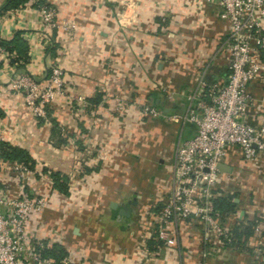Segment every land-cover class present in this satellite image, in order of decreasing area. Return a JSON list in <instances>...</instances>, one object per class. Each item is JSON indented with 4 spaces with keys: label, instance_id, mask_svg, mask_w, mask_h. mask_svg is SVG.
<instances>
[{
    "label": "crops",
    "instance_id": "obj_1",
    "mask_svg": "<svg viewBox=\"0 0 264 264\" xmlns=\"http://www.w3.org/2000/svg\"><path fill=\"white\" fill-rule=\"evenodd\" d=\"M7 1L0 0V42L17 33L22 46L18 54L5 50L0 61V143L24 150L33 162L31 181L19 187L47 197L28 219L32 237L44 244L56 238L82 264L206 260L195 212L170 224L173 246H164L155 228L175 186L174 148L193 137L195 126L138 110L147 104L163 116L184 115L191 108L187 96L202 91L206 100L207 87L225 82L228 24L215 1L41 0L55 10L50 32L36 7L3 9ZM52 61L62 69L64 96L45 106L41 118L24 107L10 81L26 74L43 83ZM248 91L257 105L248 107L244 121L264 126V81L250 83ZM228 152L225 174L237 175L238 183L234 191L222 183V194H235L236 207L216 221L229 230L247 222L254 228L244 253L207 262L260 264L251 248L264 241V155L243 166L236 150ZM50 173L66 179L67 195L52 189ZM8 183L13 180L2 187ZM122 208L125 215L117 212Z\"/></svg>",
    "mask_w": 264,
    "mask_h": 264
},
{
    "label": "built area",
    "instance_id": "obj_2",
    "mask_svg": "<svg viewBox=\"0 0 264 264\" xmlns=\"http://www.w3.org/2000/svg\"><path fill=\"white\" fill-rule=\"evenodd\" d=\"M214 1L219 8V19L228 24L225 82L207 87L206 100L202 91L187 96L191 108L186 109L184 115L163 116L147 104L139 108V113L146 117L165 118L174 123L189 122L195 126L193 137L174 148L171 169L175 186L169 191L155 221L157 239L167 247L175 243L169 233L170 224L178 219L186 220L194 212L203 224L204 242L220 240L221 244H228L230 230L217 223L219 215L214 210L213 200L224 191L222 183L226 189H232L237 175H226L217 165L224 164L229 149L237 151L242 165L264 155V126H251L244 121L248 107L257 105L248 85L264 81V0ZM25 5L37 8L40 22L48 32L56 27L53 7L41 0H26ZM6 58L7 53L0 46V61ZM10 82L24 107L37 117L43 118L44 107L64 96L63 72L55 61L51 62L43 83L35 82L26 74ZM17 167L25 175L32 174L25 165L0 159V171ZM10 195L5 198L0 191V205L8 211L5 214L0 210V264H55L41 257L40 250L59 243L58 240L53 238L44 244L27 229L30 215L45 206L43 198L30 196L22 187L10 190ZM59 263L82 264V261L71 254Z\"/></svg>",
    "mask_w": 264,
    "mask_h": 264
},
{
    "label": "trees",
    "instance_id": "obj_3",
    "mask_svg": "<svg viewBox=\"0 0 264 264\" xmlns=\"http://www.w3.org/2000/svg\"><path fill=\"white\" fill-rule=\"evenodd\" d=\"M26 3V0H8L4 5L3 9L16 8L17 6H22ZM10 43V44H9ZM0 45L5 48L8 52H18V49L22 46V42L19 40L17 33L14 35L12 42H0ZM96 103L95 100H89ZM0 159L8 163H16L25 165L29 170H33V162L28 157L27 153L17 147L10 146L3 142L0 143ZM49 177L51 179L52 189L56 192L67 195V185L66 179L59 176L57 173H50ZM237 198L235 194H221V196L216 197L213 200L214 210L219 216H224L229 213H233L236 207L234 199ZM254 223H248L244 226H234L231 229V241L227 244L230 246L233 242L237 245L242 244L253 232ZM41 257L49 258L54 261L55 264H60L59 262L63 260L67 255L64 249L58 244H52L50 247H44L40 250Z\"/></svg>",
    "mask_w": 264,
    "mask_h": 264
},
{
    "label": "rangeland",
    "instance_id": "obj_4",
    "mask_svg": "<svg viewBox=\"0 0 264 264\" xmlns=\"http://www.w3.org/2000/svg\"><path fill=\"white\" fill-rule=\"evenodd\" d=\"M138 112H139V110H138ZM140 116H143V115L140 114ZM30 176H31L30 173L27 174V175L23 174L19 167L11 168V169H9V168L2 169L0 171V191L3 192V196L5 198H7L8 196H11L10 195V190L12 191L13 189H18V187L21 186V184H20L21 181L24 182V183H27L28 181H31L30 180V178H31ZM12 178H14V179H12ZM5 180L10 182V183L13 180L12 186H10V184L8 183V185L2 187V185H3L2 182L5 181ZM18 180H19V183H17ZM237 183H235V184H237ZM233 188H235V187H233ZM41 197L43 198L44 203L46 204L47 197H45V196H41ZM0 210L3 213H5V214L8 213L7 209L3 205H0ZM199 224L201 226L200 228H202L203 224L202 223H199ZM224 229L227 230L228 228L226 227ZM230 233H231V231L229 232V234ZM247 248L248 247L246 246V244L244 242L242 244L240 243L239 245H237L236 242H233L230 246H228L227 244H221L220 240L219 241H208V242H206V250L210 254L206 255L204 257V259H206L204 261L201 260L199 262L197 260L196 264H198V263H200V264H208L207 261H210V260H207L208 258L209 259L210 258L211 259L215 258V255L221 254V253H226V252H231V251H236V252L237 251H241L242 253H244L247 250ZM251 249H252V251H254L253 254L255 255V257H259V259H256V261L258 263H260V264H264V241H255V243L252 244V248Z\"/></svg>",
    "mask_w": 264,
    "mask_h": 264
},
{
    "label": "water",
    "instance_id": "obj_5",
    "mask_svg": "<svg viewBox=\"0 0 264 264\" xmlns=\"http://www.w3.org/2000/svg\"><path fill=\"white\" fill-rule=\"evenodd\" d=\"M217 169L220 172H224V173H229L231 171V168L226 166V165H224V164H218L217 165ZM204 171H206V169H204ZM110 208L111 209H115L116 205L114 203H112V204H110ZM117 212H118V214L125 215L126 214V209L125 208L118 209Z\"/></svg>",
    "mask_w": 264,
    "mask_h": 264
}]
</instances>
